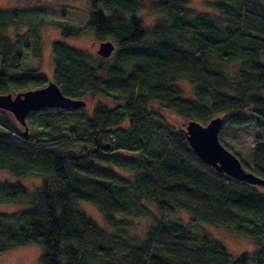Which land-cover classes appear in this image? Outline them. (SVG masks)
I'll return each mask as SVG.
<instances>
[{"label":"trees","instance_id":"trees-1","mask_svg":"<svg viewBox=\"0 0 264 264\" xmlns=\"http://www.w3.org/2000/svg\"><path fill=\"white\" fill-rule=\"evenodd\" d=\"M191 2L153 0L149 9L159 19L145 28L136 17L143 0H91L87 29L115 44L110 62L52 43L53 80L66 96L121 103H97L91 115L86 108L33 112L27 137L0 116V170L42 178L33 193L0 182V204L27 207L0 213V253L39 243V264H249V255L234 259L210 236L196 245L183 223L157 219L151 205L161 218L181 210L252 239L254 264H264V191L202 163L183 129L154 108L200 123L225 116L223 145L224 127L253 126L251 164L240 161L264 179V3L213 0L206 3L213 14L190 8ZM6 13L0 10V94L44 87L45 77L18 74L19 42L3 31L13 21ZM232 63L238 65L230 74ZM182 80L192 85V97L178 86ZM80 203L95 206L112 230L83 214ZM126 216L152 224L139 238L129 233Z\"/></svg>","mask_w":264,"mask_h":264},{"label":"rangeland","instance_id":"rangeland-1","mask_svg":"<svg viewBox=\"0 0 264 264\" xmlns=\"http://www.w3.org/2000/svg\"><path fill=\"white\" fill-rule=\"evenodd\" d=\"M152 1L143 0L145 6L136 14V17L141 20L145 28L153 26L159 19V16L151 13L149 9V3ZM210 1L213 0H192L189 7L196 11L216 14L206 4ZM261 1L264 3V0ZM90 4L91 0H0V10L7 11L6 15L13 20L9 23L7 22L8 24L3 31L13 41L19 42L18 54L20 55V62L18 64V74H35L45 77L46 84L48 81H53L54 56L52 54V43L56 40L84 49L91 54L94 62L100 61L102 57L97 54L99 45L101 42L111 39L101 40L96 37L93 31L87 29L91 14ZM98 10L102 11L103 9L99 7ZM78 29L81 30L78 35L64 37L65 31ZM113 55L114 53L109 58L103 59L110 62ZM237 65V63H232L226 68L231 74ZM14 68H17V66ZM178 86L187 97H192V85L188 80L180 81ZM10 94L15 97L17 93ZM82 99L87 102L86 115H91L97 103H103L110 107L121 103V100L102 95L89 96ZM154 108L158 109L161 116H165L176 129H184L187 126L188 118L182 117L169 109L162 108L158 104H155ZM2 115H4L3 118L7 117L8 120L14 121L19 132L24 131V127L17 122L12 113L0 111V116ZM222 117L225 118V116ZM201 124L206 125L207 123ZM27 127L29 134H32L34 128L31 125L30 117L27 119ZM257 135L258 132L255 131L253 126L236 127L228 125L224 127L223 142L226 148L236 154L243 163L250 165ZM121 173L125 176H130L127 171H121ZM0 182L19 184L29 193H33L40 187L42 178L39 176L17 177L9 171L0 170ZM259 189L264 191L261 186ZM149 207L153 210V216L157 219L183 223L193 233L196 245L202 243L203 236H210L223 243L234 259L241 254H247L250 256L249 264H254V254L257 251V246L252 239L238 236L223 228L203 224L181 210H177L173 215L161 218L151 205ZM79 208L83 214L95 221L100 227L105 230H112L107 226L103 215L95 206L80 203ZM25 209L27 207L23 205L0 204V213H13ZM126 219L132 221L129 233L139 238L144 236L146 230L152 224L150 218L126 216ZM43 251V247L39 243L16 247L8 252L0 253V264H39Z\"/></svg>","mask_w":264,"mask_h":264},{"label":"water","instance_id":"water-1","mask_svg":"<svg viewBox=\"0 0 264 264\" xmlns=\"http://www.w3.org/2000/svg\"><path fill=\"white\" fill-rule=\"evenodd\" d=\"M115 50V44L106 40L100 43L97 54L102 58H109ZM86 106L84 99L66 96L54 80L48 81L44 87L18 93L15 97L12 94H0V111L13 114L17 122L24 127V137L28 136L27 119L31 113L46 108L79 110ZM223 125L222 116L214 117L206 125L189 120L183 133L189 147L202 163L235 180L263 187L264 179L246 170L238 156L220 141L219 135ZM108 147L109 144H105V148Z\"/></svg>","mask_w":264,"mask_h":264}]
</instances>
